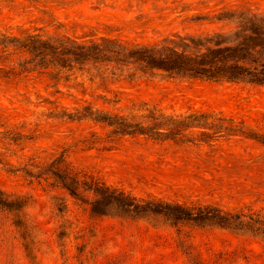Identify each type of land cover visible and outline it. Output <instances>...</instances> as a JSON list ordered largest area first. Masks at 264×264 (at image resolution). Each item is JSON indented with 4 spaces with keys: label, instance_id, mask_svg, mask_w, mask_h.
I'll list each match as a JSON object with an SVG mask.
<instances>
[{
    "label": "rangeland",
    "instance_id": "374dc122",
    "mask_svg": "<svg viewBox=\"0 0 264 264\" xmlns=\"http://www.w3.org/2000/svg\"><path fill=\"white\" fill-rule=\"evenodd\" d=\"M235 9L264 12V0H0V32L152 44L225 29L215 18ZM7 66L0 61V197L13 204L0 205V264H264V236L249 226L127 215L104 201L93 213L50 175L27 174L62 159L87 182L80 188L87 203L98 200L88 190L97 182L139 202L209 208L247 222L264 215V87L76 65L59 81L34 73L8 83ZM147 110L214 115L234 132L207 144L198 133L161 141L115 134L93 120L143 123Z\"/></svg>",
    "mask_w": 264,
    "mask_h": 264
},
{
    "label": "trees",
    "instance_id": "16d2710c",
    "mask_svg": "<svg viewBox=\"0 0 264 264\" xmlns=\"http://www.w3.org/2000/svg\"><path fill=\"white\" fill-rule=\"evenodd\" d=\"M215 19L224 23L226 28L211 33L174 35L161 42L136 45L112 37L97 39L94 35L86 36L91 38L84 40L30 32L22 36H8L0 32V61L8 64L4 79L8 83L28 82L35 79H30L32 74L38 73L40 77L36 80L46 74L51 80L59 81L67 68L71 71L72 65H76L81 68L91 66L88 70H103L113 76L131 71L143 75L161 73L168 78L264 87V12L235 9L221 13ZM14 56L20 57L17 67H12ZM147 111L149 114L144 117L147 121L143 123L130 122L118 116L101 117L98 114L93 120L113 127L115 134L126 132L128 135H145L161 141L175 142L178 138L198 133V141L207 144L213 139L224 137L226 133L232 136L234 132L226 126L225 120L214 115L191 113L167 117L155 110ZM92 115L94 113L89 114ZM69 118L73 119L72 116ZM252 139L260 141L258 138ZM63 162L58 159L42 170L43 173L27 174L37 178L50 175L54 186H60L74 199L90 205L93 213L98 211L97 202L104 201L105 207H115L127 215H164L177 223L209 221L216 222L221 228H233L234 223H238L264 236V215L261 214L253 215L245 222L243 216L223 214L209 208L190 210L181 205L139 202L97 182L91 183L88 190L98 200L87 203L82 199L80 190L87 187V182H81L77 173L62 166ZM12 204L8 198L0 197L2 208Z\"/></svg>",
    "mask_w": 264,
    "mask_h": 264
}]
</instances>
